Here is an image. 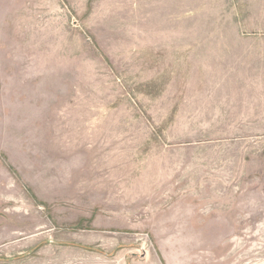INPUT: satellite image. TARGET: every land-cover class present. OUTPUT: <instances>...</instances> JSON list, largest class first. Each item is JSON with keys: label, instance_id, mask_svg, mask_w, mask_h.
Returning <instances> with one entry per match:
<instances>
[{"label": "rangeland", "instance_id": "rangeland-1", "mask_svg": "<svg viewBox=\"0 0 264 264\" xmlns=\"http://www.w3.org/2000/svg\"><path fill=\"white\" fill-rule=\"evenodd\" d=\"M0 264H264V0H0Z\"/></svg>", "mask_w": 264, "mask_h": 264}]
</instances>
